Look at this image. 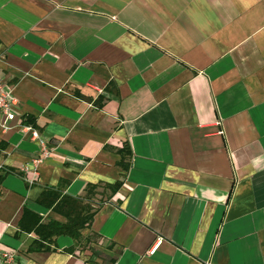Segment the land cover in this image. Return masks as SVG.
<instances>
[{
    "label": "crops",
    "instance_id": "0c3cea01",
    "mask_svg": "<svg viewBox=\"0 0 264 264\" xmlns=\"http://www.w3.org/2000/svg\"><path fill=\"white\" fill-rule=\"evenodd\" d=\"M0 82L19 102L0 113V250L18 264H264V0H0ZM24 117L51 151L37 168ZM125 144L124 185L82 232L101 245L27 254L24 207L64 223L43 190L115 184Z\"/></svg>",
    "mask_w": 264,
    "mask_h": 264
},
{
    "label": "trees",
    "instance_id": "16d2710c",
    "mask_svg": "<svg viewBox=\"0 0 264 264\" xmlns=\"http://www.w3.org/2000/svg\"><path fill=\"white\" fill-rule=\"evenodd\" d=\"M24 119L23 124L25 126L34 127L35 121L33 117H24ZM6 146V143L0 142V154L5 150ZM118 153L121 156L118 167L123 173L120 180L115 184H88L85 187L84 195L81 197H72L66 194L62 187H47L43 190L36 202L37 205L62 217L65 219L64 223L55 220H45L40 214L28 207H24L18 222V234L16 237L19 234L34 235L35 240L28 248L27 254L57 253L59 251L57 242L62 237L70 238L75 242L76 246L89 242L92 237L100 238L95 234L84 238L82 232L92 227L99 210L115 197L124 185L126 173L129 172L132 166V152L129 145L125 144ZM9 172L12 171L7 173L9 174ZM230 197L231 194L229 199ZM62 252L73 255L76 252V247L72 246Z\"/></svg>",
    "mask_w": 264,
    "mask_h": 264
},
{
    "label": "built area",
    "instance_id": "2783aa9c",
    "mask_svg": "<svg viewBox=\"0 0 264 264\" xmlns=\"http://www.w3.org/2000/svg\"><path fill=\"white\" fill-rule=\"evenodd\" d=\"M19 109L18 99L14 96L13 92L3 83L0 82V113L3 114L9 121H14L17 117V112ZM217 126H220L218 123ZM27 127V126H26ZM29 131L32 132L33 141H41L38 131L32 127H27ZM220 135H223V131H219ZM51 156V151L42 145L39 157H37L33 162V166L37 168L39 165L44 163ZM21 171L27 173L29 171V166H24ZM0 264H18L17 254L13 250H0Z\"/></svg>",
    "mask_w": 264,
    "mask_h": 264
},
{
    "label": "rangeland",
    "instance_id": "374dc122",
    "mask_svg": "<svg viewBox=\"0 0 264 264\" xmlns=\"http://www.w3.org/2000/svg\"><path fill=\"white\" fill-rule=\"evenodd\" d=\"M86 243V244H85ZM84 243V245H86V246H93V245H95L96 247H99L100 245H101V241H99V239H97V238H91L90 240H89V242H85ZM85 246V247H86ZM91 250L94 252V253H96V254H98L99 252H97L93 247H91ZM98 255H101L100 253L98 254ZM108 264L106 261H104V264Z\"/></svg>",
    "mask_w": 264,
    "mask_h": 264
}]
</instances>
